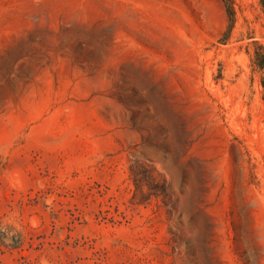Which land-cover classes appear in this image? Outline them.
Masks as SVG:
<instances>
[{"label": "rangeland", "instance_id": "obj_1", "mask_svg": "<svg viewBox=\"0 0 264 264\" xmlns=\"http://www.w3.org/2000/svg\"><path fill=\"white\" fill-rule=\"evenodd\" d=\"M234 6L222 39L223 0H0V236H33L0 264H264V9Z\"/></svg>", "mask_w": 264, "mask_h": 264}, {"label": "trees", "instance_id": "obj_2", "mask_svg": "<svg viewBox=\"0 0 264 264\" xmlns=\"http://www.w3.org/2000/svg\"><path fill=\"white\" fill-rule=\"evenodd\" d=\"M225 3L226 11L230 17L231 23L225 31L224 37L222 39H225L227 35L231 32L234 20H235V6H234V0H223ZM261 6L264 9V0H260ZM252 44L254 46L253 51L251 52V60L253 65L261 72V84L263 86V98H264V43L261 42L258 39H253ZM147 172L149 170H146ZM1 232V229H0ZM1 243L4 245H12L13 247H19L22 246L26 241L29 242L31 245L33 244V236H27L26 234H23L22 232H17L16 239L13 243H6L0 236ZM44 241H39L38 244H42Z\"/></svg>", "mask_w": 264, "mask_h": 264}, {"label": "clouds", "instance_id": "obj_3", "mask_svg": "<svg viewBox=\"0 0 264 264\" xmlns=\"http://www.w3.org/2000/svg\"><path fill=\"white\" fill-rule=\"evenodd\" d=\"M6 242H10V238H6Z\"/></svg>", "mask_w": 264, "mask_h": 264}]
</instances>
